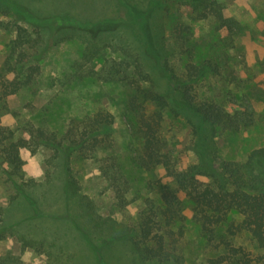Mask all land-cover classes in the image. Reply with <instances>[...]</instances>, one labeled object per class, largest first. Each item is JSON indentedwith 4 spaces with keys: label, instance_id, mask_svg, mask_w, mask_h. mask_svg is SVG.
<instances>
[{
    "label": "rangeland",
    "instance_id": "374dc122",
    "mask_svg": "<svg viewBox=\"0 0 264 264\" xmlns=\"http://www.w3.org/2000/svg\"><path fill=\"white\" fill-rule=\"evenodd\" d=\"M17 1L36 14L68 12L71 16L90 21L119 14L114 0ZM127 1L142 13L148 11L154 40L159 32L170 36L172 27L178 23L188 25L189 44L195 57L221 55L224 73L238 72L239 77L245 78L241 85L254 108L255 122L236 132L217 129L215 134H207L211 135L212 146L220 160L241 163L253 149L264 147V101L248 93L251 86L264 87V0H217L224 16L237 23L236 31L230 36L223 30H216L210 20L194 19L182 0ZM12 35L0 29V65ZM59 38L60 35L57 36ZM89 39L78 35L49 45L35 82L8 97L9 112L14 114H0L1 121L16 131H19V124L29 121L34 127L53 131L56 138H60L81 119L97 109H105L112 114L113 121L111 142L106 141L105 147L96 152L98 158L105 160L104 164L97 157L74 153L70 167L77 192L70 197L64 187V156L60 154L47 162L50 155L48 149L41 147L31 153L23 148V177L31 178L35 184L28 188L22 185L20 178L16 183L35 201V210L28 211L23 206L9 204L16 188L0 171V225L6 227L0 237V264H94L98 252L91 243L102 247L106 264H174L171 261L157 262L156 259L141 261L132 251L130 241L119 238L123 229L127 230L137 223L147 199L158 201L160 192L155 185L166 183L171 186L172 181L161 167L144 169L134 161L138 141L132 134V128H129L130 116L125 110L128 85L122 78L104 77L109 56H118L112 49H123L135 56L142 70L148 74L154 90L163 91L171 83L136 39L132 24L98 32L93 43L90 42V48L86 49ZM88 50L95 51L91 68L81 57L82 52ZM174 63L176 67L180 65L177 60ZM89 69L95 74L87 75ZM77 70L85 72L83 77L76 74ZM213 84L216 93L242 92L234 91L232 87L229 89L219 79ZM189 124L185 113L164 112L163 134L172 158L181 166L198 161L195 135ZM108 164L117 167L126 181V203L123 205L115 202L113 190L102 173L103 165ZM47 167L51 170L49 174ZM83 195L85 200H82ZM85 201L92 215L87 213ZM183 213L184 234L178 237L176 245L182 263L228 264L220 236L208 244L199 226L191 220L190 209L186 207ZM235 220L238 222L239 218ZM235 231L231 243L250 255L256 254V242L248 232L241 229Z\"/></svg>",
    "mask_w": 264,
    "mask_h": 264
},
{
    "label": "trees",
    "instance_id": "16d2710c",
    "mask_svg": "<svg viewBox=\"0 0 264 264\" xmlns=\"http://www.w3.org/2000/svg\"><path fill=\"white\" fill-rule=\"evenodd\" d=\"M182 1L189 7L194 19L212 21L215 29L223 30L227 36L236 31V21L224 16L217 0ZM114 3L119 9L117 17L90 21L71 16L68 12L36 14L17 0H0V29L13 34L0 65V112L14 114L9 112L8 97L35 82L49 45L59 43L63 38L83 35L90 38L85 46L89 49L98 32L132 24L136 39L154 59L171 86L163 91L154 90L136 57L116 44L111 45L122 51L111 48L118 56H109L104 77L122 78L128 85L125 110L130 116L129 128H132V134L138 141L135 163L144 169L161 167L172 185H155L160 192L158 201L147 199L137 223L127 230L123 229L119 238L130 241L132 251L141 261L156 259L157 262L183 264L176 245L178 237L184 234L183 210L188 207L191 220L199 226L208 244L220 236L228 264H264V147L253 149L241 163L220 160L212 146L211 135H207L215 134L217 129L236 132L255 122L254 108L241 85L245 78L239 77L238 72L224 73L221 55L195 57L189 44L188 25L178 23L172 27L170 36L159 32L154 40L148 11L140 12L127 0H114ZM59 35L61 38L57 39ZM94 53L89 50L82 52L81 57L89 68ZM173 60L180 65L176 67ZM76 74L83 77L85 72L77 70ZM86 74L95 73L89 69ZM216 79L222 80L229 89L232 87L234 91L242 92L216 93L213 84ZM249 92L255 99L264 101V87L251 86ZM166 110L187 115L190 130L195 135L197 162L181 166L172 158L162 129ZM112 121L109 111L97 109L56 138L53 131L46 132L45 128L34 127L29 121L19 124V131H16L1 121L0 114V171L16 188L9 204L23 206L28 211L35 210V201L16 183L20 178L23 186L29 188L35 184L31 178L23 177V148L31 153L41 147L48 149L50 155L47 162L62 154L65 160L62 164L65 191L70 197L75 196L77 185L70 167L71 158L74 153L96 158V152L105 147L106 141L112 140ZM103 160L98 158L104 164ZM110 164L103 165L102 173L113 190L115 202L123 205L126 203V181L118 168ZM49 172L51 170L47 167V174ZM83 198L85 200L86 197L83 195ZM84 204L87 213L92 215L88 212L86 201ZM233 215L239 218L238 222ZM5 228L0 225V237ZM236 229L248 232L256 242V254L250 255L231 243ZM91 245L98 252L94 264H106L102 247Z\"/></svg>",
    "mask_w": 264,
    "mask_h": 264
}]
</instances>
